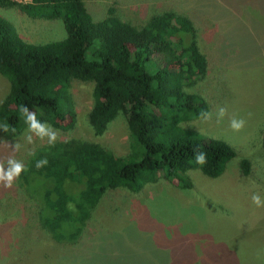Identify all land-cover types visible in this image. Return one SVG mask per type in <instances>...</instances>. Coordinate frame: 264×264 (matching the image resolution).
I'll list each match as a JSON object with an SVG mask.
<instances>
[{
  "label": "rangeland",
  "instance_id": "rangeland-1",
  "mask_svg": "<svg viewBox=\"0 0 264 264\" xmlns=\"http://www.w3.org/2000/svg\"><path fill=\"white\" fill-rule=\"evenodd\" d=\"M83 1L95 22L111 7L137 27L165 11L192 21L208 70L189 92L204 97L210 112L185 127L226 142L235 157L216 179L189 171L190 188L159 179L138 192L107 191L69 241H55L42 226L39 178L27 184L18 177L11 188L0 180V264H264V206L252 202L255 195L264 205V0ZM0 18L27 43L66 37L61 20L32 19L16 8L1 7ZM9 87L0 75V103ZM92 90L91 82L70 83L76 112L70 131L45 125L43 135L30 128L12 139L0 133L4 173L14 164L25 169L31 154L48 145L52 136L55 142L98 143L126 156L129 132L123 116L103 135L94 134L89 123ZM233 118L245 120L241 131L230 127ZM242 159L250 162L248 176L241 174Z\"/></svg>",
  "mask_w": 264,
  "mask_h": 264
},
{
  "label": "trees",
  "instance_id": "trees-1",
  "mask_svg": "<svg viewBox=\"0 0 264 264\" xmlns=\"http://www.w3.org/2000/svg\"><path fill=\"white\" fill-rule=\"evenodd\" d=\"M0 7L16 8L32 19L61 20L66 31L61 41L31 44L0 18V75L10 85L0 103L1 134L12 139L31 129L26 121L33 112L42 127L74 129L73 80L93 83L89 123L96 136L119 116L129 132L124 157L77 139L31 154L19 178L27 184L41 180L42 226L55 241L75 239L107 191L138 192L159 179L186 189L191 170L211 179L224 173L234 149L185 127L210 112L204 97L189 92L205 78L208 63L188 17L165 11L137 27L113 7L95 22L83 0H0ZM201 152L203 166L195 160ZM45 159L47 164L37 168ZM239 166L243 176L250 174L247 159Z\"/></svg>",
  "mask_w": 264,
  "mask_h": 264
},
{
  "label": "clouds",
  "instance_id": "clouds-1",
  "mask_svg": "<svg viewBox=\"0 0 264 264\" xmlns=\"http://www.w3.org/2000/svg\"><path fill=\"white\" fill-rule=\"evenodd\" d=\"M21 109L25 113L28 112L27 108H23V106H21ZM220 111H221V115H223L224 109H221ZM26 123H29L31 130L35 131L38 135L44 134V128L36 120L35 112L28 114V121H26ZM244 125H245V120H243V119L237 120V119L233 118L230 121V127L232 128V130L237 131V132L241 131L243 129ZM55 140H56V136H52L49 140V144L54 143ZM195 160H196V163L201 165V166H203L206 163V157L202 152L200 154L196 155ZM46 164H47L46 159L43 160V162L38 161L36 164V167L41 168ZM23 171H24V165H22V164H14V166L7 173H4L2 166H0V180L4 181V186L6 188H11L14 180H16L21 175V173ZM252 202L256 207L264 206V205H261L259 198L255 195L252 196ZM72 207L73 206L70 204L69 208H72Z\"/></svg>",
  "mask_w": 264,
  "mask_h": 264
},
{
  "label": "built area",
  "instance_id": "built-area-1",
  "mask_svg": "<svg viewBox=\"0 0 264 264\" xmlns=\"http://www.w3.org/2000/svg\"><path fill=\"white\" fill-rule=\"evenodd\" d=\"M11 1L21 4H27L31 2V0H11Z\"/></svg>",
  "mask_w": 264,
  "mask_h": 264
}]
</instances>
